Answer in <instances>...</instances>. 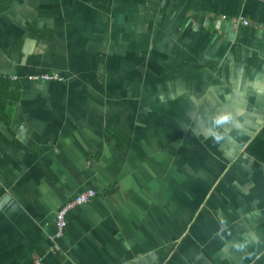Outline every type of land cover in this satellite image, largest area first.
<instances>
[{"label": "crops", "instance_id": "0c3cea01", "mask_svg": "<svg viewBox=\"0 0 264 264\" xmlns=\"http://www.w3.org/2000/svg\"><path fill=\"white\" fill-rule=\"evenodd\" d=\"M37 262L264 264L263 3L0 0V264Z\"/></svg>", "mask_w": 264, "mask_h": 264}, {"label": "built area", "instance_id": "2783aa9c", "mask_svg": "<svg viewBox=\"0 0 264 264\" xmlns=\"http://www.w3.org/2000/svg\"><path fill=\"white\" fill-rule=\"evenodd\" d=\"M264 4V0H256ZM244 25H248L249 22L244 21ZM12 81H15L16 78H11ZM32 80H41L45 82H50V81H57L59 80L58 77H52L49 75H42L41 77H33ZM96 193L93 190H88L84 193H81L78 195L74 200L68 202L64 207H62L56 214V227H57V232L53 236V239L55 241L53 248L51 249L52 253L54 256L58 255L60 253V249L57 246L56 240L59 238H62L65 236L66 228L68 226V213L73 210L74 208L83 205L87 202H89L92 198H94ZM36 264H42L40 262H37Z\"/></svg>", "mask_w": 264, "mask_h": 264}, {"label": "clouds", "instance_id": "9594fccd", "mask_svg": "<svg viewBox=\"0 0 264 264\" xmlns=\"http://www.w3.org/2000/svg\"><path fill=\"white\" fill-rule=\"evenodd\" d=\"M232 124L236 129H242L243 124L240 120L236 119V116L230 112H221L217 114L213 121L211 127H206V131L208 137L216 144L220 145L222 141H225L229 137V133L226 129H224V125ZM223 223V222H222ZM238 250L243 251L247 244H238L234 245ZM255 255V253H248L242 259L250 258ZM259 256H256V259H259Z\"/></svg>", "mask_w": 264, "mask_h": 264}]
</instances>
